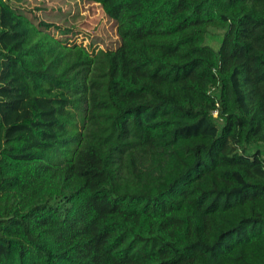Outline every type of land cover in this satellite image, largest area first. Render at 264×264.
I'll use <instances>...</instances> for the list:
<instances>
[{
    "label": "trees",
    "instance_id": "1",
    "mask_svg": "<svg viewBox=\"0 0 264 264\" xmlns=\"http://www.w3.org/2000/svg\"><path fill=\"white\" fill-rule=\"evenodd\" d=\"M88 1L0 0V264H264V0Z\"/></svg>",
    "mask_w": 264,
    "mask_h": 264
},
{
    "label": "rangeland",
    "instance_id": "2",
    "mask_svg": "<svg viewBox=\"0 0 264 264\" xmlns=\"http://www.w3.org/2000/svg\"><path fill=\"white\" fill-rule=\"evenodd\" d=\"M25 8L36 17L45 18L68 30V34L56 33L67 44L81 45L91 53L100 49L115 50L120 45L116 23L106 16L99 4L88 0H28ZM221 35L220 31L212 30L208 38L209 44L216 46V50L220 47ZM249 148L264 152L263 146Z\"/></svg>",
    "mask_w": 264,
    "mask_h": 264
},
{
    "label": "built area",
    "instance_id": "3",
    "mask_svg": "<svg viewBox=\"0 0 264 264\" xmlns=\"http://www.w3.org/2000/svg\"><path fill=\"white\" fill-rule=\"evenodd\" d=\"M215 116H217V112H215V114H214Z\"/></svg>",
    "mask_w": 264,
    "mask_h": 264
}]
</instances>
